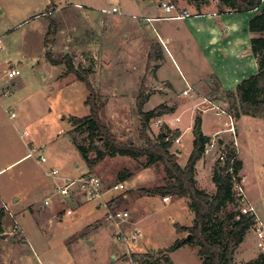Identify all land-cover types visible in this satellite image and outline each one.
<instances>
[{
  "label": "rangeland",
  "instance_id": "rangeland-1",
  "mask_svg": "<svg viewBox=\"0 0 264 264\" xmlns=\"http://www.w3.org/2000/svg\"><path fill=\"white\" fill-rule=\"evenodd\" d=\"M197 1L187 3L178 0L174 4L180 9L202 13L217 9L229 11L218 0H205L200 5ZM162 2L170 0H0V168H3L0 171V194L6 207V204H11L12 195L21 196L14 211L26 205L35 207L33 214L28 212L22 219L28 243L22 240L19 228H15L13 223H10V227L13 225L11 233H7L4 239L0 237V264H40L38 258L44 259V264H143L147 255L154 260L159 256V249H165L189 234L181 231L179 235L175 228L176 223L191 225L193 221V213L185 197L168 195V201H164L165 196L162 198L160 193L151 196L141 194L142 188L166 183L161 163L147 165V156L132 157L115 152L107 154L93 167H87L76 145L88 147V132L85 128H73L69 117H82L89 113V107L84 103L89 90L75 74L62 76L67 69L64 64L52 65L49 61V58L58 59L66 55L81 74L85 73L84 70L89 71L87 77L96 93V103L101 105L99 116L102 123L110 128L118 142L144 146V140L140 138L137 102L142 88L144 94L155 92L153 85L143 86L140 73L147 54L152 51L149 49L147 52L146 40L139 49H133L130 39L137 35V25L141 27L146 14L162 12L159 6ZM51 22L55 23L56 32L45 38ZM145 25L142 24L144 30L140 34L150 29L151 35H156V29ZM127 34L128 39L125 38ZM10 68H17L20 74L8 77ZM160 74L168 76L174 83L172 95L165 97L164 90H160L156 97L147 103L145 101L142 109L146 111L161 100L166 104H175L178 100L179 109L169 112L165 120L162 119L164 115L150 120L147 133L152 140L161 131L163 123L170 128L176 126L178 123L173 122L176 116H179V124L183 127L193 118L191 96L181 94L182 88L186 87L181 74L171 62L160 69ZM217 94L207 98L218 99L220 93ZM219 104L226 115L217 114L215 109L205 111V128L207 131L220 129L216 133L218 137L226 144H233L237 154L240 153L237 158L243 161L244 168L238 175L245 203L253 205L264 222V119L243 115L232 134L228 105L224 100ZM206 106L202 105V108ZM9 108L15 111V117L9 118ZM198 108L194 110V116L202 112ZM231 118L234 122L237 120L234 116ZM232 125L234 127L233 122ZM190 137L186 134L185 140ZM30 142L35 146L33 155L22 158L27 154V143ZM94 143L104 149L100 139H94ZM177 146L175 140L170 151L175 152ZM186 148L182 154L176 153L182 166L189 157ZM218 152L210 155L214 159L213 167L217 164ZM40 155H44L47 161L40 162ZM95 155L94 151L89 153V157ZM51 168H58L59 175L70 174L71 178L80 176L82 172L95 174L106 187L123 181L125 189L113 192L107 188L102 200L96 201L85 200L78 190H71L66 198L78 203L69 204V214L60 216L56 213L59 194L55 183L58 180L45 174ZM206 175V171L199 174L200 183L210 188L213 183ZM234 188L233 185L235 192ZM45 198L50 200L46 206L43 204ZM105 202L111 211L124 213L125 220H119L122 230L127 233L134 228L140 230L138 240L129 243L128 248L116 237L118 229L107 218ZM43 207L47 208L46 212ZM53 207H56L55 216H52ZM237 209L236 204H229L226 208L227 211ZM226 210L219 214L220 219ZM135 218L136 227L133 223ZM249 232L254 238L248 237L242 244L247 248V255L252 251L257 255L264 253L257 246L253 228ZM38 251L43 254H37ZM235 251L232 255L234 263H243L234 259ZM165 253L168 261L164 262V257L157 264L201 263L197 246L190 243Z\"/></svg>",
  "mask_w": 264,
  "mask_h": 264
},
{
  "label": "trees",
  "instance_id": "trees-1",
  "mask_svg": "<svg viewBox=\"0 0 264 264\" xmlns=\"http://www.w3.org/2000/svg\"><path fill=\"white\" fill-rule=\"evenodd\" d=\"M178 0H170L176 3ZM187 3L192 0H185ZM221 4L227 6L229 10L236 12L255 11V14L249 19L248 28L254 33L250 39L252 54L257 58L258 71L241 80L235 90H224L220 93V99H223L228 105V113L236 118L241 115H249L264 119V0H218ZM205 2L198 0L197 5ZM259 8V10H258ZM56 32L54 22L48 27L45 38L51 37ZM52 65L64 64L67 69L63 75L73 73L76 78L84 82L89 90L85 100V105L89 107V113L82 117L70 116L69 121L73 128H85L88 132L89 145L84 147L77 144L81 157L88 168L93 167L101 161L107 154L119 153L132 157L147 156V165L161 163L166 175V183L162 186L153 188H142V195H154L160 193L162 196L175 195L185 197L188 202V208L193 213V221L190 226L175 224L177 231H187L191 233L190 239H178L172 245L165 249L158 250V257L151 260L149 256L145 257L143 264H157L166 257L167 251H172L180 246L190 243L192 246L199 248L198 254L201 257V264H235L232 255L240 243L243 241L246 233L252 228V217L243 215L239 210V202L233 191L234 181L239 182V171L242 168V161L237 158V152L233 144H225L222 153L225 154L226 160L221 161L217 158V164L214 165L211 180L215 185V192L208 193L198 187L195 180V165L203 156L206 145L210 137L202 131L201 112L194 116L192 125L193 145L192 150L185 165H180L177 161L176 152H171L170 148L177 139L180 132L171 129L163 123L161 131L157 137L152 140L147 131L149 123L155 117H160L175 109L174 106L159 104L150 110L142 109L147 96L143 93V88L138 95V115L140 120V138L144 140V146L138 147L130 143L129 145L118 142L110 128L102 123L99 110L100 104L96 103V93L94 92L87 74L89 71L84 70L81 74L74 66L71 59L63 55L58 59H50ZM94 139H100L104 143V149L99 148ZM95 152L94 157H89V153ZM232 168V172L227 171ZM114 203H111L113 206ZM229 204H236L238 209L227 211ZM110 205V203H109ZM227 211L222 219L219 214ZM3 212L0 209V229ZM147 258V259H146ZM241 264H264V253H260L255 259Z\"/></svg>",
  "mask_w": 264,
  "mask_h": 264
},
{
  "label": "crops",
  "instance_id": "crops-1",
  "mask_svg": "<svg viewBox=\"0 0 264 264\" xmlns=\"http://www.w3.org/2000/svg\"><path fill=\"white\" fill-rule=\"evenodd\" d=\"M159 6H161L160 3ZM160 10L162 11H159L160 13L156 12L154 14H146L144 16L145 19H143L141 23V27L137 25V35L133 39H130L132 41L131 43L133 49H139L141 47L142 42L146 40L147 52L149 51V49L150 51H152L151 53L147 54L148 58L145 59L144 68L142 69V72L140 71L141 80L144 81L143 86L153 85L152 88L153 90H155L152 95H149V93H147L148 95L145 94L147 96L146 103L152 97H156L158 91L160 90H164L163 95L165 97H170L172 95L171 92L174 89V83L168 76L160 74V69H162L168 62H171L175 69L178 70V72L181 74V79L186 84V87L182 88L181 94L184 89L189 90L188 96H191L192 102H190V100L188 102H190V107L193 111L192 121L185 127L179 124V116L173 118V122H176L178 124L171 128H177L180 132L179 136L176 139L178 146L175 148V151L179 150L182 154L185 147H187L186 153L187 156H189L193 145V135L191 129L194 119V110L199 107L202 111V131L205 135L210 137V141L206 145V149L203 156L200 160H198L195 165V180L199 188L204 189L208 193V189H210L212 191V194L215 192L216 189L214 183L212 182L213 185L210 188L203 187L200 183L199 174H204V171H206V176L211 177V170L213 167L214 159L210 155L215 153V151H219V154L226 143L221 138L223 142L222 144H219L217 142V146L216 139L220 137H218L216 133L220 129L213 128L210 131L206 130L204 112L210 109H215L217 114H225V111L220 112L223 109L219 107V102L223 103V99L216 98V100L215 98L208 99L207 97L208 95H214L216 97V95H218L217 92L221 93L224 90H235L237 84L241 80L255 74L258 71L257 58L252 54L250 46V39L255 36V34L250 32L248 28L249 19L255 14L257 10L236 12L231 10L222 11L217 9L202 13L196 10H190L185 8L180 9L179 7H176V10L179 13L189 12L191 14L188 17L179 19H161L162 17L167 15H174L175 11L167 13L162 6ZM126 15H131L132 17L138 16V14ZM148 18H151V20H148ZM142 24H149L150 27L152 26L153 29H156V35H151L150 29L149 31H147V33L143 35L140 34V32L144 30V28L142 29ZM148 34H150V37L148 36ZM125 38L128 39L129 35L127 34ZM204 72H207V74L204 75ZM144 73L146 74L145 76ZM163 85H165L163 87L164 89H161V86ZM115 91L118 92V88H116ZM1 96L2 95L0 91V97ZM175 102V104H170L169 102H167L166 104L163 102V100H161L159 103L156 104V106L161 103L166 104L168 106H174L175 109L171 112L173 113L177 109H179L178 100ZM216 103L218 105V108ZM202 105H207V108H202ZM154 107L155 106H153L152 108ZM168 114H165L162 119L165 120V117ZM227 116L229 118V122L232 120L234 124V129L237 130V123H239V119L243 115L237 118L235 122L233 121L234 119L231 118L232 116ZM236 132L238 133V131ZM186 134H189L191 136L187 140H185ZM27 146L28 152L33 151L35 149V146H33L31 142L27 143ZM238 154L240 156L239 152ZM26 156L27 154H25L22 158H25ZM242 167L244 168L243 163ZM2 169L3 168H0V171ZM81 174H83V172ZM62 176L68 178L72 177L70 174H62ZM244 181H247V179L245 178ZM14 195L10 197L13 198L12 202L14 204H12L11 202L10 205L6 204V207L3 206V203H5L4 197L0 194V203L2 204L0 209L3 212L0 229L2 235L0 237L3 239L6 238L7 233H11L10 228L12 229V226L14 225L15 228H19L18 231H20L21 235L23 236L22 240L28 243V240L26 239L24 234V229L22 228V219L24 214L28 212L30 214H33L35 211V207L33 205H26L24 208H21L18 211H14V206L16 205L17 201L21 200L20 195L18 197H14ZM57 197L56 198L58 199L59 208L56 209V207H53L52 216H55V209L56 213H59L60 216H63L64 214H69V204L72 205L78 203L74 200L70 201L66 198V196L60 194ZM185 200L187 199L185 198ZM51 202H54V199L51 200ZM43 208L44 212H46L47 208ZM40 211H38V213H40ZM128 216L129 215H127V218ZM136 219L137 218H135V220L133 221V223L135 224L134 227L137 226ZM10 223H13L11 227ZM135 229L138 230V228H134L133 230ZM181 233V231H177V234L180 235ZM248 237L254 238L253 234L248 231L244 236L243 241L237 247L234 254V259L243 261V263L253 260L258 256L257 253L253 251L252 254L247 255V248L242 246L243 242ZM136 249L138 251H141L139 246H136ZM9 250L11 252L12 249L9 248ZM198 250L199 248L197 247V254ZM8 254L10 255V253ZM37 254L43 253L42 251H38ZM38 262L40 264H44V259L38 258ZM9 264H11V262Z\"/></svg>",
  "mask_w": 264,
  "mask_h": 264
},
{
  "label": "built area",
  "instance_id": "built-area-1",
  "mask_svg": "<svg viewBox=\"0 0 264 264\" xmlns=\"http://www.w3.org/2000/svg\"><path fill=\"white\" fill-rule=\"evenodd\" d=\"M161 6L163 7V9L167 12H174V15H167L162 17L161 19H170V18H184V17H188L191 14L189 12H182L179 13L176 10V4L171 3V2H162ZM148 20H151V18H148ZM20 71L17 68H10L8 70V77L12 78L15 77L16 75H19ZM182 94L184 95H188L189 94V90L184 89L182 91ZM218 108V106H217ZM222 112H224V110H221ZM8 115L9 118H13L16 116V113L13 109L9 108L8 110ZM232 134L235 132V129L232 125V122L230 121V127ZM24 134H26V132H24ZM33 155L32 151H29L27 153V156H31ZM218 158L223 162L226 160V156L224 153L220 152L218 155ZM39 161L40 162H45L46 157L44 155H40L39 156ZM229 172H232V168H228ZM45 174L48 177H51L52 179H55L56 181L58 180V182L55 183V189L57 191L58 194L63 195V196H67L69 195L71 190H78V192L80 193V195L82 196V198H84L85 200L88 201H96V200H102V195L103 192L107 189L110 188L113 192H118L121 191L123 189H125V184L123 181H118L116 183H114L113 185L106 187L102 181V179L100 177H98L95 174L92 173H83L80 176L76 177V178H68V177H63L62 175H59V169L58 168H51L47 171H45ZM240 182H234V190H235V194L236 197L238 199L239 202V210L240 213L249 217H252L253 219V225L252 228L254 230V233L256 234V238H257V246L259 248H261L264 251V222L261 220V218L258 216V213L256 212L255 208L253 205H247L245 203V195L244 193L241 191V186L239 184ZM164 200H168V196L164 197ZM44 205H48L50 203L49 198H45L43 201ZM105 208H106V212H107V218L112 221L115 225V227H117V233H116V237L123 241L126 245V247L128 248L129 243H134L138 240V236H139V229H135L130 231L129 233H127L126 231L122 230L120 225H119V220L120 221H124L125 220V216L123 212L120 211H111L107 205L106 202L104 203ZM2 235V232L0 231V236Z\"/></svg>",
  "mask_w": 264,
  "mask_h": 264
},
{
  "label": "water",
  "instance_id": "water-1",
  "mask_svg": "<svg viewBox=\"0 0 264 264\" xmlns=\"http://www.w3.org/2000/svg\"><path fill=\"white\" fill-rule=\"evenodd\" d=\"M217 142L219 143V144H222V142H223V140L221 139V138H218L217 139ZM176 153H180V151L179 150H176L175 151ZM191 238V234L189 233V234H187V236H186V238L185 239H190ZM232 248L230 249V256H232ZM147 259V258H146Z\"/></svg>",
  "mask_w": 264,
  "mask_h": 264
}]
</instances>
